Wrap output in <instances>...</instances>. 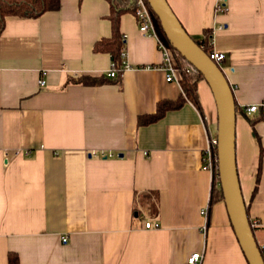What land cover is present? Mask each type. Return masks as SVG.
Masks as SVG:
<instances>
[{
  "label": "crops",
  "instance_id": "0c3cea01",
  "mask_svg": "<svg viewBox=\"0 0 264 264\" xmlns=\"http://www.w3.org/2000/svg\"><path fill=\"white\" fill-rule=\"evenodd\" d=\"M189 35L224 52L234 91L236 163L249 221L264 250V0H167ZM107 0H61L38 19L8 17L0 35V264H249L225 201L209 210L214 178L203 164L217 106L204 79V116L191 102L140 126L176 101L179 82L159 68L156 39L135 15L120 18L124 62L111 81ZM100 85L72 84L81 76ZM40 80L45 81L41 86ZM208 209V215L204 210ZM209 221V222H208ZM147 222L159 227H146ZM67 237V243L62 238Z\"/></svg>",
  "mask_w": 264,
  "mask_h": 264
},
{
  "label": "water",
  "instance_id": "95a60500",
  "mask_svg": "<svg viewBox=\"0 0 264 264\" xmlns=\"http://www.w3.org/2000/svg\"><path fill=\"white\" fill-rule=\"evenodd\" d=\"M164 34L173 49L200 72L214 94L217 106L218 172L224 201L236 236L249 264H264L262 250L258 246L249 221L247 206L241 191L236 163V116L234 91L223 69L214 63L209 54L201 49L187 33L167 0H147Z\"/></svg>",
  "mask_w": 264,
  "mask_h": 264
},
{
  "label": "trees",
  "instance_id": "16d2710c",
  "mask_svg": "<svg viewBox=\"0 0 264 264\" xmlns=\"http://www.w3.org/2000/svg\"><path fill=\"white\" fill-rule=\"evenodd\" d=\"M111 8L109 20L112 23V35L110 38H102L98 41L93 48L94 52L111 53L113 64L116 67L117 74L115 77H110L111 81L120 82L122 73L125 70L124 66V38L121 33V22L120 18L123 14L132 12L135 13L136 7L134 5V0H107ZM61 0H0V35L5 29L6 19L8 17H21L25 19H38L43 16L46 12L57 11L60 8ZM155 15V14H154ZM155 21L157 23L158 34L172 51L174 56L175 64L181 71V88L182 95L176 99V101L162 100L157 105V112L154 114H148L147 116H139L137 123L140 126H148L149 124L156 123L161 120L162 117L166 115L168 111L176 110L181 108L186 102H191L204 116V109L200 103V97L198 92V85L201 81H204L202 74L200 72H193L189 68V64L185 59L179 54V52L172 48L167 36L161 26V22L158 21L155 16ZM194 38V37H193ZM196 43L201 49H204L207 54L210 53V43L209 38L199 40L194 38ZM106 76L102 78L92 77V76H81L72 79V84H84V85H100L106 82ZM218 126V124H217ZM217 154V152H216ZM211 199L209 202V210L211 211L212 206L220 201L224 200V193H222L220 178L218 168L214 171V182L211 189ZM209 222V221H208ZM262 250V249H261ZM264 257V250H262ZM9 264H20V258L16 253L9 254Z\"/></svg>",
  "mask_w": 264,
  "mask_h": 264
},
{
  "label": "built area",
  "instance_id": "2783aa9c",
  "mask_svg": "<svg viewBox=\"0 0 264 264\" xmlns=\"http://www.w3.org/2000/svg\"><path fill=\"white\" fill-rule=\"evenodd\" d=\"M227 0H219L217 9L219 11H226L228 9L226 5ZM134 5L136 7L135 10V18L136 22L139 25V31L142 34H147L156 39L157 49L161 52L162 60L160 62L159 68H161L165 73V79L168 82H181V71L178 68L177 64H175L174 56L171 50L166 46L161 37L158 34L157 23L155 21V15L152 8L149 6L147 0H134ZM210 58L217 63L222 68V62L225 60L226 55L224 52L211 50L209 53ZM123 57L125 59L126 52L124 51ZM125 69H128L130 66L124 62ZM190 70L193 72H198L197 69L189 64ZM117 74L116 67L114 64L109 72L110 77H115ZM39 83L41 86H45V81L40 80ZM245 112L249 115L252 113H260L261 116H264V101L259 104H252L245 109ZM208 141L207 146L204 151L203 156V164H205V168L211 171L214 178V171L218 168V136L216 134H212L210 131L207 133ZM217 152V154H216ZM204 214L208 215V209L204 210ZM146 227L151 229V227H159V224H152V222H147ZM64 243H67V237L62 238ZM204 258L203 252H196L188 259V264H200Z\"/></svg>",
  "mask_w": 264,
  "mask_h": 264
},
{
  "label": "rangeland",
  "instance_id": "374dc122",
  "mask_svg": "<svg viewBox=\"0 0 264 264\" xmlns=\"http://www.w3.org/2000/svg\"><path fill=\"white\" fill-rule=\"evenodd\" d=\"M216 132H217V127H216Z\"/></svg>",
  "mask_w": 264,
  "mask_h": 264
}]
</instances>
